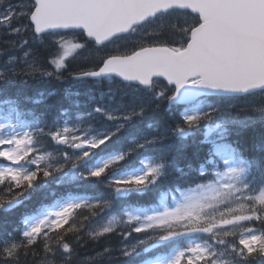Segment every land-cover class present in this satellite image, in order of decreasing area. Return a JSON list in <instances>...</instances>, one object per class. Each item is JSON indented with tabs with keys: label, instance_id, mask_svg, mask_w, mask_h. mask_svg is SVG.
<instances>
[{
	"label": "snow or ice",
	"instance_id": "1",
	"mask_svg": "<svg viewBox=\"0 0 264 264\" xmlns=\"http://www.w3.org/2000/svg\"><path fill=\"white\" fill-rule=\"evenodd\" d=\"M0 264H264V0H0Z\"/></svg>",
	"mask_w": 264,
	"mask_h": 264
},
{
	"label": "trees",
	"instance_id": "2",
	"mask_svg": "<svg viewBox=\"0 0 264 264\" xmlns=\"http://www.w3.org/2000/svg\"><path fill=\"white\" fill-rule=\"evenodd\" d=\"M46 87H48V86H40V85H34V84L30 83L29 85L25 86V91L28 92V94H33L37 90H40V91L45 90ZM54 87L57 88V89H61L62 90V89L68 88L69 85H67V84H56V85H54ZM77 87H79V86H77ZM51 102L55 103L56 101L53 100Z\"/></svg>",
	"mask_w": 264,
	"mask_h": 264
}]
</instances>
